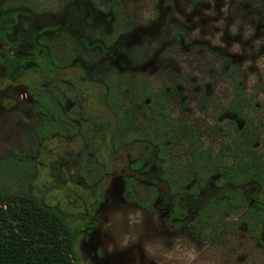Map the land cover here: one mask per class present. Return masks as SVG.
<instances>
[{"label":"rangeland","instance_id":"rangeland-1","mask_svg":"<svg viewBox=\"0 0 264 264\" xmlns=\"http://www.w3.org/2000/svg\"><path fill=\"white\" fill-rule=\"evenodd\" d=\"M122 1L140 26L105 49L93 35L109 31L112 18L87 0H0V194H32L70 226L83 227L98 212L96 221L110 240L98 244L92 236L82 244L76 233L81 264L97 250L104 263L114 259L115 264H157L159 259L158 264H264V246L238 216L226 213L220 219L228 228L225 243L209 238V231L188 227L191 235L183 239L180 255L177 247L157 253L160 243L153 232L162 213L148 216L128 200L149 202L150 184L160 174L158 151L142 142L115 150L116 122L108 113L104 82L125 71L142 74L158 87L180 81L178 99L169 104L172 114L201 132L204 147L220 151L226 140L215 128L229 118L222 110L236 90L226 58L239 65L246 94L256 96L260 111L255 114L264 122V0ZM20 2L31 8L6 7ZM170 22L182 26L181 43L168 37ZM44 39L57 59L67 49L78 56L69 67L56 68L48 50L39 46ZM144 44L155 52L146 62L132 60L128 50ZM31 89L53 93L66 116L47 138L50 119L37 108ZM147 116L137 121L144 123ZM259 147L264 154V135ZM183 158L177 151L175 160ZM138 159L143 167L134 171ZM212 183L203 196L216 193ZM259 189L252 184L245 192L250 196ZM236 223L240 226L234 228Z\"/></svg>","mask_w":264,"mask_h":264},{"label":"trees","instance_id":"trees-1","mask_svg":"<svg viewBox=\"0 0 264 264\" xmlns=\"http://www.w3.org/2000/svg\"><path fill=\"white\" fill-rule=\"evenodd\" d=\"M236 90L229 104L222 110L232 117L215 131L226 140L218 152L204 147L201 132L186 126L163 114L153 99L152 109L156 122L149 128L133 119V129L120 130L114 140L115 150L133 142H150L157 147L160 156L167 161L164 176L173 192L192 185L190 192L195 195L204 190L210 180L216 186L241 189L250 184L260 186L264 192V154L260 143L264 135V122L256 116L260 108L256 105V96L249 97L243 86L240 67L230 60L226 71ZM121 81L111 86L109 107L118 116L119 126H130L132 109L126 100L130 94L136 102L143 103L146 96L153 92L144 82L134 84ZM264 91V86L261 87ZM134 100V99H133ZM134 101V102H135ZM220 109L215 118L220 116ZM47 133L54 135L55 129L48 126ZM184 154L180 168L175 162L177 151ZM169 161V162H168ZM137 167L140 164L137 163ZM191 194V193H190ZM141 205L150 208L147 203ZM225 213L239 216L247 231L264 246V212L249 205L239 191L225 193L219 200H213L198 213L202 224H211L214 235L223 230L220 219ZM236 223L234 228L239 227ZM76 238L73 228L56 211L44 207L32 194L9 196L0 194V264H78Z\"/></svg>","mask_w":264,"mask_h":264},{"label":"flooded vegetation","instance_id":"flooded-vegetation-1","mask_svg":"<svg viewBox=\"0 0 264 264\" xmlns=\"http://www.w3.org/2000/svg\"><path fill=\"white\" fill-rule=\"evenodd\" d=\"M92 7L99 11L103 12L105 14H108L112 18V23L110 26L109 31H104V30H96L94 32L93 38L95 41H98L99 43L102 44L103 48L105 49H111L113 48L117 42L124 36H127L129 34H132L138 27L140 26V21L135 19L134 15L130 12H128L124 8V4L122 0H107L104 2V0H87ZM199 0H190L191 5L192 4H197ZM154 2H156L154 0ZM153 2V3H154ZM22 6L25 8H31L28 4L20 2L16 3L15 5H8L6 6L7 8H12L16 9L17 7ZM166 30L168 32V37L175 41V43H181L183 39L185 38V33L182 29V26L179 23H168L166 24ZM39 46L42 48H46L49 53V57L53 63V65L56 66V68H67L69 67L73 61L75 60V57L78 56L76 52H72V50L67 49L65 52V55L61 59H57L52 53H51V45L50 43L44 39L42 41H39ZM194 49L199 48L198 46H194ZM204 49L208 47H203ZM155 52V47L149 45V44H144L143 47H138L134 46L131 47L128 50V56L134 60V61H139V62H146L147 59ZM231 61V59L226 58L227 62V69H228V61ZM232 62V61H231ZM233 63V62H232ZM236 64V63H234ZM238 65V64H236ZM239 66V65H238ZM227 71V70H226ZM124 77H127L125 79L126 82L134 84L135 81H143L144 85L150 89L153 94L151 96H146L145 99L143 100V103L141 102H136L135 96L130 94L128 97L129 99L126 100V103L130 102V107L132 109V121L130 126H119V121H118V116L115 112H113L110 107H109V93L111 91V86H116L118 83L121 81H124ZM105 85L107 88V94H106V105L108 107V113L114 117L115 122H116V133L113 138V145H114V140L116 139V135L120 132V130H126L130 131L133 129L132 123H134L133 119L137 121L138 118L142 117V115L145 116L146 113H148V120L144 121L143 124H145L146 127H150V123H155L156 116L154 115V111L152 109V105L154 107V104L152 103L153 99L156 100V106L159 107L160 111L169 116L172 119H175L178 121V119L172 114L171 112V107L169 104H172V101L178 99V93L177 91L179 90L180 86V81L174 80L172 85H168L166 83H163L161 85H156L154 82L147 78L146 76L138 73H132L129 71H125L117 75L114 79H105ZM31 96L34 98V100L37 102V108L39 111H41L45 116H47L50 120L48 123L49 128L57 129L60 128L59 126V119H65V114L64 111L61 107V105L58 102V99L54 96L53 93L50 92H39L36 89H31ZM134 99V100H133ZM135 101V102H134ZM167 106V107H166ZM225 115H228L229 118L232 116L227 114L226 112ZM222 113V114H223ZM220 118V117H219ZM228 118V119H229ZM228 120H225L224 123H226ZM138 122V121H137ZM180 122V121H178ZM57 132V130H56ZM138 142V141H136ZM134 143V142H133ZM131 143V144H133ZM142 143H147L150 146L157 148L153 146L150 142L145 141ZM129 144V145H131ZM126 145V146H129ZM123 146V147H126ZM114 148L116 149V146L114 145ZM122 148V147H121ZM120 149V148H119ZM123 149V148H122ZM158 151V149H157ZM157 160L160 163L159 169H160V174L157 179H154V183L150 184V188L152 190L150 200L147 202V204L150 205V208H147L143 205H141L140 202L134 200L133 198L131 200H128V203H134L137 208H140L143 210L148 216L149 215H156L162 213L161 215V224L158 227H155L157 230L153 232V238L157 237L159 241V247L157 249V253L159 255H164L163 253L166 250H171L177 247L178 253L182 250V245L185 242V240H189L188 235H191V233L187 232L188 227L194 228L195 230L199 231H209L210 232V237H218V240L221 241L222 243H225V238L226 234L228 233V228L226 227L223 222H220V224L223 226V230H221L218 234L214 235V231L212 230L213 227L211 224H202L199 221L198 213L200 210L205 209V207L210 204L213 200H219L225 193L233 191L229 186L226 187H219L216 186L213 180L212 185L214 188H216V193L214 194H209L206 196H203L202 194L204 192H207L206 189L208 185L210 184L211 180L209 181L207 187L200 192V194L195 195V193H192L190 191V188L192 185H189L187 188L173 192L171 190V186L167 182L164 173L165 170L167 169V161L164 157L160 156V152L158 151L157 155ZM185 159H182L180 162H177L175 158L171 160V162H175L176 166L180 168V163L184 161ZM169 162V161H168ZM137 163L140 164V167H137ZM143 167V162L141 160H136L135 163L132 165V170L138 171L142 169ZM128 181V179H127ZM252 185V184H250ZM248 185V186H250ZM245 186L241 189H238L237 191L241 192L245 199L249 202V205L252 206L255 210L264 212V198H262V195L264 192L261 190L260 186H258L260 189L258 193L254 195L248 196L245 192L247 190V187ZM126 191L130 192L132 191V188L130 184L128 183L126 185ZM131 193V192H130ZM163 201H167L168 206H159L162 204ZM157 202L156 205L153 203ZM98 212H95L92 215V218L90 221L84 222V226L80 227L78 226H71L73 228V235L76 236V233L78 234V242L80 236L82 237V242L85 243L86 241H89L92 236L95 237L96 241L98 244H103L105 245V241L110 240L108 233L105 231L101 225L99 226V222L97 223L96 219L100 217L98 215ZM229 214V213H226ZM239 219V216H238ZM190 220V221H189ZM187 222L189 226H187ZM244 224V223H243ZM242 224V225H243ZM245 225V224H244ZM130 225L127 224V228H129ZM126 228V229H127ZM247 229V228H246ZM92 231H96L95 233ZM151 234V232H150ZM74 236V237H75ZM93 237V238H94ZM76 238V237H75ZM255 238V237H254ZM185 239V240H183ZM256 239V238H255ZM257 240V239H256ZM260 244V243H259ZM128 245V243H127ZM133 246H138L137 244H133ZM196 246V243H195ZM196 249V248H195ZM81 251V250H80ZM83 252H85L82 249ZM77 252V251H76ZM143 254V253H142ZM82 255H85V253H82ZM180 255V253L178 254ZM177 255V256H178ZM100 251H96V253L93 255V257H89L87 259L88 264H115L114 259H112L110 262L104 263L102 260V257ZM77 258H78V264H81V261L79 260V254L77 253ZM177 259V258H176ZM134 260V259H132ZM195 260V259H194ZM162 259H159L157 261V264L161 262ZM146 262V261H144ZM194 262V261H193ZM156 262H148L147 264H153Z\"/></svg>","mask_w":264,"mask_h":264},{"label":"water","instance_id":"water-1","mask_svg":"<svg viewBox=\"0 0 264 264\" xmlns=\"http://www.w3.org/2000/svg\"><path fill=\"white\" fill-rule=\"evenodd\" d=\"M231 190L236 191V190H238V189H231Z\"/></svg>","mask_w":264,"mask_h":264}]
</instances>
